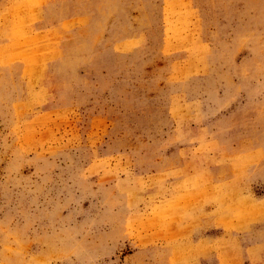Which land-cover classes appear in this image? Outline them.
Listing matches in <instances>:
<instances>
[{
	"label": "rangeland",
	"instance_id": "374dc122",
	"mask_svg": "<svg viewBox=\"0 0 264 264\" xmlns=\"http://www.w3.org/2000/svg\"><path fill=\"white\" fill-rule=\"evenodd\" d=\"M0 264H264V0H0Z\"/></svg>",
	"mask_w": 264,
	"mask_h": 264
}]
</instances>
